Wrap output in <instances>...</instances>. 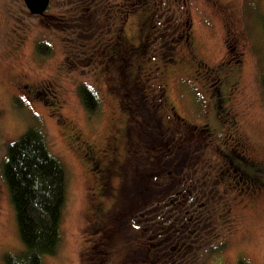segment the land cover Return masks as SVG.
<instances>
[{
  "label": "rangeland",
  "instance_id": "1",
  "mask_svg": "<svg viewBox=\"0 0 264 264\" xmlns=\"http://www.w3.org/2000/svg\"><path fill=\"white\" fill-rule=\"evenodd\" d=\"M130 1L140 0H51L43 18L32 14L24 0H0V264H5L6 254L23 250L3 164L8 148L30 128L40 130L51 153L63 163L68 179L62 242L57 254L47 257L45 264H147V247L158 243L159 238L153 241L151 228L143 216L139 218V211L157 200L147 201L145 206L137 195L146 199L148 186L154 181L165 182L173 172L172 168L163 169L166 162L173 164L160 156L162 150L170 153L168 157L175 151L180 167L195 165V170L202 171L201 178L213 183L212 207L207 213L215 221L207 233L213 242L204 247L199 264H264V185L239 183L225 158L235 147L253 165H264V89L260 80L264 0H151L148 6H140V15L131 17L133 21L147 17L144 15L151 14L147 9L156 2L159 15L193 23L196 55L208 67L197 69L172 37L168 40L176 49L166 51V57L160 51L149 52L136 63L142 65L143 79L150 67L158 64L161 68L151 76H158L152 79L155 84L167 85V105H175L180 117L171 128L167 120L161 128H152L158 114L172 112L162 108L156 112L145 88L139 91L138 106H130V111L122 109L127 106L128 95L132 97L126 72L120 69L125 84L119 93L114 83L117 76L110 66L104 68V56L99 53L116 38L100 36L91 13L96 7H107L109 15L120 12L122 16ZM97 22L101 23L99 17ZM168 44L159 40L154 48L160 50ZM235 57L244 62L229 67L224 74L223 61ZM218 69L224 77L223 92L229 94L219 118L210 86ZM234 83L237 87L231 89L229 84ZM83 87L97 98L93 111L84 105ZM127 117L133 125V130H128L133 144L130 150L140 148L143 154L151 148L157 157L147 167L143 158L137 164L130 155L123 177L115 175L112 165L110 174L92 171L83 142L99 151L113 148L117 161H121L127 139L123 140L118 131ZM203 128H209L210 133H202ZM78 137L82 140L77 141ZM101 188L107 191L103 198ZM97 202L110 214L106 211L107 215L99 218L93 207ZM225 244L221 253H208Z\"/></svg>",
  "mask_w": 264,
  "mask_h": 264
},
{
  "label": "trees",
  "instance_id": "2",
  "mask_svg": "<svg viewBox=\"0 0 264 264\" xmlns=\"http://www.w3.org/2000/svg\"><path fill=\"white\" fill-rule=\"evenodd\" d=\"M262 29L264 34V19ZM260 53V80L264 89V45ZM121 92L119 89V93ZM81 95L87 108L93 111L98 103L94 93L83 87ZM131 95L132 97L128 95L126 108L122 107L125 111H130L132 105L138 106V92ZM162 153L163 150L160 155ZM154 154H158L157 151ZM226 155V160L235 171L245 172L253 167L239 149H233ZM176 159L177 155L175 164L166 162L163 168H172L173 171L169 172L165 182L154 181L148 186L150 190L145 195L146 199L137 195V200H144L143 205L147 201L157 200L147 209L139 211V218L143 216L147 221L146 226L151 228L149 234L153 241L159 238L158 243L153 242L147 247V264H156L157 261L160 264H199L198 259L204 247L209 248L213 242L207 235L215 222L207 214L212 207L213 183L202 179V171L195 170V165L189 168L180 167V161L176 162ZM208 173L211 174V171ZM3 174L9 187L23 243L20 253L5 255V264H45L47 257L57 254L62 242L61 223L68 187L66 169L51 153L40 130L30 128L8 148ZM256 178L258 176L252 179ZM139 206L140 202L134 208ZM225 248L226 244L212 248L208 253H221Z\"/></svg>",
  "mask_w": 264,
  "mask_h": 264
},
{
  "label": "flooded vegetation",
  "instance_id": "3",
  "mask_svg": "<svg viewBox=\"0 0 264 264\" xmlns=\"http://www.w3.org/2000/svg\"><path fill=\"white\" fill-rule=\"evenodd\" d=\"M150 1L151 0H140L137 3L130 1L129 5L126 4V6H124L126 7V10L122 12V14H124L122 16L120 12H117L116 14L112 12L113 15H109L107 7H101V8L96 7L94 9V12L91 13V15L95 21L93 24L94 29H96L95 31H99L100 36L109 37L108 34H111V36L113 35V37L116 38L115 42L111 43L110 45H105L102 49V52L99 51V53H102L104 56V61L102 60V62L105 64L104 68H107L106 65L110 66V68H112L113 74L114 75L116 74L115 76H117V79L114 80V83L118 85V88L120 89V91H123V86H124L123 84L125 83H123L122 76L120 77V74H119L120 69L123 67V69L126 72V76L128 77L127 84L129 85L128 88L130 87L129 89L130 93L138 92L139 94L140 89L145 88L148 90V94L151 97V100L154 101L153 106L156 112H157V108L159 109L162 108L164 112L166 109L167 111L169 109V111L172 112V114L166 113V112L164 115L158 114L159 120L158 119L155 120L157 122L156 124L152 126V128L156 126L161 128L163 126V120H167V122L171 124L169 127L171 128L172 125L173 126L177 125L174 120H177V118L180 119V117L175 111V105L172 104L170 108L167 105V96H166L167 85L162 84V83L155 84L152 81V79L154 80L155 78H158V76L156 74L151 76V73L158 72L161 68L159 67L158 64L156 65V68L150 67L149 69H147L149 72H147L144 75L146 79H143V75H142L141 68H140V66L142 65L141 64L136 65L137 62H142V60L140 59V56L144 54H149V52L156 53L160 51L162 52V55L166 57L167 56L166 51H170L171 48L173 47L171 45V40H168L170 37H172V40H174L175 42H179L180 45L183 46L182 49L187 51L188 57L190 56V59L193 61L197 69L205 68L208 66L203 60L199 59L198 56L196 55V52H195L196 44H195V36H194V28H193L194 26L191 20L187 19L186 21H183V20H176V19L174 20L173 18V21H175L173 22L170 19H168V17L167 18L166 16L163 17L162 14L159 15L160 9L158 7L156 8V5H157L156 2L153 3V7L148 8V9L146 8L151 13V14L148 13L144 15L147 17L145 18L142 17V18H139L138 20L136 19L135 21L131 20V17L141 14V9L143 7L140 8V6H148ZM178 1H181V0H178ZM184 3H187V0H184ZM90 5L92 6L91 2H90ZM93 5H96L95 2H93ZM100 14L103 15V17H101ZM35 16L44 18L47 16V14L45 13L44 15H35ZM98 17L101 20V23L97 22ZM263 19L261 20L262 24H263ZM177 21H181V22H177ZM99 25H101L102 28L99 27ZM244 26H245V23L243 24L242 27ZM262 33H263V29H262ZM248 36L250 37V33ZM159 40H164L168 42L169 43L168 46H166L165 48L163 47L160 50L154 48V46L158 43ZM228 47L231 50V52L235 53L236 50L234 46H231L229 44ZM172 49H176V46H174ZM170 61L176 62V59L171 58ZM243 62H244V59L242 60L241 58H238V57L229 58V59L224 60L222 63V65L225 67L224 74L227 73L229 67L233 69L235 66H239ZM163 73H165V71L161 72V74ZM149 76H151V78ZM223 84H224L223 73L219 69L218 71L214 70V76L210 79V86L212 87L211 91H212V96L214 98V105L216 108L215 116L217 118H219V116L221 115V112H220L221 107L227 104L229 101L228 100L229 94L227 95L223 92ZM229 87L232 89L237 86H236V83H234L231 85L229 84ZM32 92L33 91H31V95H32ZM33 93L36 96L37 93L36 92H33ZM84 105H85V102H84ZM142 120L145 121L148 119L142 118ZM131 122H132V119L127 117L125 121V125L123 126V128H121L118 131L119 136H121L123 140L127 139V141L125 140V142L123 143L125 144V155L122 157L121 161H117L118 155L115 149L113 148L111 149L110 147H108L107 150L103 149L99 151V150H96L92 145L88 144L86 141L83 142V148L86 152L84 156L87 157L86 160H90V163L92 165V169H91L92 171L98 170L99 172H107L108 174H110L111 172L110 166L112 165L114 167L115 175H117V177H123L125 174V171L127 170V166L130 163V155L135 156L137 164L140 158H143L145 162H148L146 163L147 167L149 164H151L152 159L156 156L154 154V149L150 148L149 152L147 153L143 151V154H141L140 152L143 149H140L139 146H137V148H139L137 151L130 150V146H133L131 141H129V135H128V130H133L132 129L133 125H130ZM232 126L234 129L235 123L232 122ZM208 130L209 128H205V129L203 128L201 129V132L210 133V131ZM203 136H204L203 138H205V135ZM78 138L79 140L77 141L82 140L81 137H78ZM135 138L139 139L140 136H135ZM74 140L76 141V138ZM172 141H168V142L172 143ZM113 145L116 146V143H113ZM176 146H175V149H176ZM144 147H146V145H144ZM233 149L237 150V148L231 147L229 151L231 152L233 151ZM169 154L170 153L168 151H163L162 157L163 158L167 157L171 162H173V164H175V156L177 155L176 152L173 151V155L168 157ZM227 156L228 155H225V158ZM177 157H179V154L177 155ZM186 163L190 164V162H186ZM232 169H233V172L236 173L234 174V177L238 179V182L240 179V182L243 181L250 186L264 185V165L254 164L253 167L248 168L247 171L245 172L243 170L235 171L234 168ZM255 176H258V178H256V180H253L252 178H254ZM109 177H108V180H109ZM126 190H127V187L125 186L124 194L126 193ZM106 192L107 191L104 188H101V194H100L101 198L105 196ZM93 207H94V213L97 214L99 218L102 216H106L108 212L110 211V210L109 211L105 210L102 204L99 202H97L96 207L94 205ZM106 211H107V214H106ZM94 218L95 220L97 219V217H94Z\"/></svg>",
  "mask_w": 264,
  "mask_h": 264
},
{
  "label": "water",
  "instance_id": "4",
  "mask_svg": "<svg viewBox=\"0 0 264 264\" xmlns=\"http://www.w3.org/2000/svg\"><path fill=\"white\" fill-rule=\"evenodd\" d=\"M29 11L34 15H43L51 0H24Z\"/></svg>",
  "mask_w": 264,
  "mask_h": 264
}]
</instances>
